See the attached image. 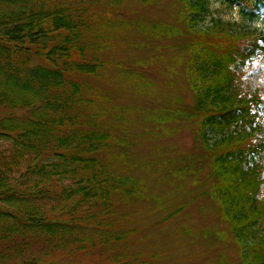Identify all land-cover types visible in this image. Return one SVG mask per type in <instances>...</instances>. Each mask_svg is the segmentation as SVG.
Masks as SVG:
<instances>
[{
  "label": "trees",
  "instance_id": "obj_1",
  "mask_svg": "<svg viewBox=\"0 0 264 264\" xmlns=\"http://www.w3.org/2000/svg\"><path fill=\"white\" fill-rule=\"evenodd\" d=\"M222 2L239 4V22L204 25L208 0H179L175 22L133 6L158 0H0V264H162L160 252L133 246L139 228L123 223L124 207L146 200L149 188L130 170L120 122L128 119L101 104L108 97L93 83L123 66L116 46L129 35L157 51L145 65L184 66L194 94L192 104L175 97L144 120L169 133L178 128L172 121L186 119L202 142L198 153L159 152L148 167L182 199L155 225L177 221L199 189L215 223L194 230L177 222L175 235L208 247L221 241L218 264H264L263 99L238 83L264 47V28L254 26L264 24V0ZM112 77L120 90L144 91L128 67Z\"/></svg>",
  "mask_w": 264,
  "mask_h": 264
},
{
  "label": "rangeland",
  "instance_id": "obj_2",
  "mask_svg": "<svg viewBox=\"0 0 264 264\" xmlns=\"http://www.w3.org/2000/svg\"><path fill=\"white\" fill-rule=\"evenodd\" d=\"M179 0H158V3L138 7L139 14H144L152 20L161 19L167 22H175ZM210 12L207 14L204 25H211L213 19L221 18L225 22H239L241 20L239 4L226 5L222 0H208ZM139 14L134 15L137 17ZM264 17V9L261 12ZM131 13L125 15L130 18ZM255 27L264 28V24L256 22ZM143 38L137 35L126 36L125 40L119 41L116 46V61L121 65L112 68L109 74L100 80L94 79L93 83L100 86V93L106 95L108 100H102L101 104L109 108L113 113H124L127 121L122 122L128 130L127 139L131 146L127 149L132 154L129 158L132 174L139 178H146L149 188L147 199L125 206L122 213L123 223L129 228H139L134 238V247L161 253L162 264H218L219 254L224 253V244L217 241L210 247L202 245L200 241L192 243L189 238H182L172 231L177 222L187 223L190 228L197 230L201 227H209L215 223L213 214L208 204L200 195L201 190L195 192L196 199L191 202L177 217V221L163 223L156 226L163 216L181 205V196L176 195V190L169 184H156V178L150 176L148 167L155 168L158 158L176 157L202 150V142L197 139L196 126L186 119L174 120L171 124L178 128L169 133H163L160 129L144 120V116L151 115L161 104H175V97H179L183 105L192 104L194 94L185 79L184 66H177V71H169L167 64L158 60L156 63L145 65L144 59L149 55H155L156 50L147 47L140 48L136 44ZM134 43V44H133ZM175 53V49H165L164 54L168 57ZM123 67L132 69L140 80L145 82L144 91L138 93L134 87L127 86L126 90H120L113 79L115 70ZM241 77L238 81L240 88L247 93L257 91L263 99L260 104L261 114L264 115V47L258 50L256 55L246 61L241 69ZM179 103V102H177ZM128 108H131L129 111ZM115 117H107L112 121ZM160 132L154 135L152 132ZM125 134V131H123ZM127 171V170H124ZM186 188H190L189 180L184 182ZM264 190V185L262 186ZM264 191L259 195L261 197ZM159 197L162 207L156 204ZM121 215V213H120ZM179 224V225H180ZM225 224V223H223ZM232 258L237 256V251L228 250ZM20 257L24 258L20 255ZM26 257V256H25Z\"/></svg>",
  "mask_w": 264,
  "mask_h": 264
}]
</instances>
